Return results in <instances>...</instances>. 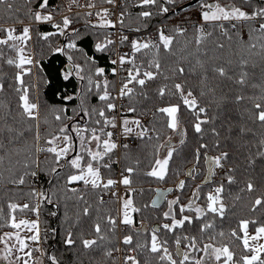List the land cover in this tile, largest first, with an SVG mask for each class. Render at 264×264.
Returning a JSON list of instances; mask_svg holds the SVG:
<instances>
[{
	"label": "snow or ice",
	"instance_id": "1",
	"mask_svg": "<svg viewBox=\"0 0 264 264\" xmlns=\"http://www.w3.org/2000/svg\"><path fill=\"white\" fill-rule=\"evenodd\" d=\"M14 3L15 0H0V6L15 17L12 26H0V94L11 88L18 96L19 109L12 116L8 105L0 101V108L7 109L0 114V186L8 197L0 204V229H10L0 232V264H43L44 256L50 264H61L57 256L40 246L47 239V229L41 227L42 205L58 198L57 191H39L32 186L34 178L45 171L55 177L63 174V195L76 202L74 218L68 215L67 203L64 205L65 222H70L64 245L71 249L79 243L82 251L98 252L101 264H117L115 254L121 252L122 264H142L139 257L145 254L149 259L143 264H264V219L240 218L236 227L227 232L217 223L225 220L230 207H235L234 203H226L231 195L226 185L238 183L236 168L226 167L230 153L222 148L217 127L210 129L215 137L211 146L201 142L194 148L192 167L186 172H174L177 177L184 175L191 180L203 174V182L195 186L186 203L181 202L179 195L167 199L168 193L184 192L187 179H178L174 188L154 189L156 198L138 207L133 177L138 172L139 159L134 166L123 167L119 179L112 175L113 166L121 163L116 158L118 150L123 149L124 159H128L131 145L126 141H159L161 133L156 125L161 121L164 128L180 137L182 146L188 134L186 122L203 140L204 126L220 120L219 127L227 133L223 139L247 138L248 144L255 141V152L249 151L246 157L248 168L254 169L258 159L264 164V0H195V4L190 0L183 7L182 0H138L136 7L144 10L137 19L142 21L169 13L175 16L177 10L183 12L192 7L198 19L187 26L157 27L155 37L130 40L121 34L113 39L115 33H106L94 47L96 52L110 54L112 67L106 70L97 66L94 56H87L84 65L70 63L64 78L75 74L86 81L78 111L72 115L67 108L54 111L56 126L44 132L41 105L30 97V86L25 82V76L39 65L30 41L34 31L45 42L57 35L68 36L73 18L63 15L56 21L57 13L50 10V0H24L25 18L31 21L25 24L16 15L20 9ZM98 4L117 6L116 0H87L85 4L71 0L68 10L72 5L88 9L85 17L98 18L91 25L94 29H116L117 24L126 28L127 0L121 4L124 10L116 21L111 19L113 11L98 8ZM49 23L55 31L41 32L33 27ZM16 25H22L19 32ZM142 27L147 24L131 31L139 33ZM77 38L79 30L73 29L69 42L54 51L82 52ZM126 43L129 51L121 52L120 47ZM68 60L71 62L73 57L68 55ZM4 65L17 70L9 78L13 83L5 79ZM109 76L120 78L118 86ZM89 96H95L99 103L88 104ZM153 100L161 103L151 110L155 123L146 124L145 113L138 112V105ZM233 110L236 115L231 114ZM43 124H48L46 118ZM152 147L153 159L143 174L163 182L169 178L178 146L172 143V136H167L163 143ZM210 147L217 154H209ZM218 170H224L223 179L206 192L204 203H199L202 189L213 181ZM117 185L124 186L123 195L115 190ZM89 193H95L94 201L86 198ZM239 193L252 195L251 212L260 209L264 213V167L259 183L249 178ZM105 196L118 204L115 211L107 208L109 200ZM162 200H167V210L162 212L166 222L149 229L141 221L137 227L134 214L157 209ZM234 200L241 201V195L237 194ZM29 214L35 218L28 219ZM85 217H94L91 232H74L73 228ZM122 227L131 231L118 239ZM190 228L195 234H190ZM117 240L125 246L123 249L116 246Z\"/></svg>",
	"mask_w": 264,
	"mask_h": 264
},
{
	"label": "trees",
	"instance_id": "2",
	"mask_svg": "<svg viewBox=\"0 0 264 264\" xmlns=\"http://www.w3.org/2000/svg\"><path fill=\"white\" fill-rule=\"evenodd\" d=\"M54 1V0H50ZM138 0L130 1L127 0L126 7V16H125V30H130L136 28L137 26H142L143 24H147L146 28L142 27V30L148 29L158 23H166L172 22L177 24H184L185 26L195 23L198 19V13L196 12L195 7L188 9L187 11H179L177 10V14L173 16L171 13L168 15H157L151 18L148 21H142L137 19V14L144 10L136 7V3ZM190 0H182L181 7L186 5ZM260 0H254V3H259ZM195 4V2H193ZM14 7L19 8L20 12L16 13L21 19L25 22L30 21V19L25 18V8H24V0H15ZM124 10V9H123ZM73 24L68 29V36H55L50 37L48 42H45L39 38L37 32H33V39L30 41V47L33 55L38 59L39 65L32 70V74L25 76V82L30 86V97H34L37 102L41 105V130L44 132L45 129L51 130L56 126V123L53 118V112L59 110L61 108H67L68 114L72 115L74 110L78 111V107L80 104V93L85 85L86 81H81L75 74L70 76L68 79H65V73L69 70L70 63H78L84 65V60L87 56H94L97 61V66L104 67L106 70L110 69L112 65L110 64V54L109 53H99L95 51V44L98 40L102 39L106 33H111L110 29H94L91 27L92 24H95L97 21H93L89 18H86L84 15H74ZM15 17L12 13L8 12V10L0 6V23L5 22H14ZM173 25H169L168 28H171ZM34 29H37L41 32L55 31L52 25L43 24V25H33ZM79 30V38L76 39L78 48L83 51H76L71 49H66V54L57 53L54 51L56 47L63 46L65 44V40L69 41V37L72 35V30ZM189 33H191V28H189ZM190 38V35H189ZM183 40L184 38H180ZM68 55L73 57V60L70 62L68 60ZM2 71L7 73L5 79L8 83H13L9 78L12 77L17 71L14 68H11L7 65L3 66ZM74 73V70H73ZM110 80H114L116 82V78L109 76ZM72 96V100H67L66 97ZM0 101L8 105V108L11 109V115L15 116L18 109V96L14 93L11 88H8L6 93L0 94ZM87 103L90 105L98 104V100L95 96H89L87 99ZM161 102L153 100L152 102H142L138 105V112L144 111V115L152 114L151 110H154L156 106H158ZM145 105L147 106L145 109ZM7 109L0 108V114L6 112ZM232 115H236L235 110L232 111ZM46 118L48 120V124H43V119ZM188 120L191 117L187 118ZM11 122V117H9ZM151 122L155 123V119H151ZM84 123V121H81ZM148 122H146L147 124ZM220 120H217L215 125H205V134L203 140H200L198 135L191 128L190 123H185L184 127L187 128L188 134L186 143L182 146L177 144L178 153L174 154L173 162L170 164V173L169 178L165 181H157L152 177L145 176L143 173L149 170L150 162L153 159V144L163 143L164 139L167 136H170L172 132L163 127V122L161 121L157 124V128L161 133V139L159 141L153 140L147 142L137 141V143L131 146L130 150L127 152L128 159L125 160V152L121 150V169L125 166H134L135 160L139 159L141 161L138 172L134 175L133 187L137 189V192L134 195V199L136 201V205L142 206L144 204H148L151 202L152 197L155 195L154 189H156L159 185H169L174 184L178 181V179H187V185L183 193L176 191L174 196H181V202L186 203L191 195L192 190L195 188L197 184H200V181L203 177L202 175L197 176L196 180H191L186 178L184 175H180L179 177L174 175L175 171L186 172V170L192 165V153L195 147L198 146L199 143L204 142L208 143L210 146L214 142L215 137L211 133V127L215 126L218 130L221 131V146L224 150L229 151L230 160L227 165L236 168L235 175L237 177V184L226 185L227 192H230L231 195L228 196L226 203L229 205L235 204V207H230L229 213L227 214L225 220L223 222L217 221L218 225H220L223 230L230 231L231 228L236 227V223L240 218H257L264 219V213L258 209L255 213L250 211L249 201L253 198L252 195L247 193H239V188L243 186L245 180L249 178H255V180L259 183L261 176V169L264 167V164L258 159L256 166L254 169H249L247 165L246 157L249 155V151L255 152V141L253 140L252 144H248L247 138L244 140L234 139V140H226L223 139L225 135H227L225 129H221L219 127ZM27 135H31L30 133ZM162 151V150H161ZM162 154V153H161ZM209 154L215 155L217 154V150L212 149L210 147ZM116 158L117 154H116ZM118 173V166H113L112 175L115 177ZM218 182V181H217ZM216 182V183H217ZM40 183V191H50L54 190L58 192V198L52 204H43L41 208V221H42V229L50 227L52 229L51 238L49 239V245L46 249V252L50 255H55L61 261V264H101V254L98 252H91L84 250L82 251L79 243L76 246H73L69 249L64 245L63 239L66 234V229L69 227V223L65 222V203H67L68 215L75 217L76 212V202L74 200H66L62 189L64 188V179L63 174L60 177H55L49 175L46 171L39 176ZM36 185V180H33V187ZM36 188V187H35ZM37 189V188H36ZM143 189L141 192L140 190ZM212 189V184L205 185L202 189L201 200L199 203H204V196L207 191ZM38 190V189H37ZM4 188L0 186V204H3L4 201L8 198L4 194ZM24 191L27 192L28 188H24ZM240 194L242 197L241 201H235L234 197ZM71 195V193H69ZM90 201L95 200V193H89L86 197ZM172 198H167L168 200ZM107 205L108 209L115 211L118 208V204L111 201L110 199ZM167 210V200L164 201L162 205H160L157 209H144L141 213H136L135 219L137 220V227H139L140 222L142 221L144 225H148L149 229L155 227L157 224L166 222L162 218V212ZM54 216L52 217V214ZM23 215V214H21ZM94 217H85L81 220L80 225L73 228L74 232H91L90 224L91 220ZM195 226H192L194 228ZM192 228L189 229L190 234H195L192 231ZM55 229V232H53ZM8 228L0 229L2 231H9ZM131 231L126 229L125 232ZM124 232V234H125ZM117 237L119 239V232L117 233ZM116 246L118 247V240L115 241ZM171 244V241H170ZM125 247V246H124ZM143 261L149 259V257L145 255H141L139 257ZM46 264H50L48 257L46 256ZM117 264L119 261L117 259ZM154 264V262H153Z\"/></svg>",
	"mask_w": 264,
	"mask_h": 264
},
{
	"label": "built area",
	"instance_id": "3",
	"mask_svg": "<svg viewBox=\"0 0 264 264\" xmlns=\"http://www.w3.org/2000/svg\"><path fill=\"white\" fill-rule=\"evenodd\" d=\"M130 1H135V0H130ZM71 3V0H54V1H50V10L54 11L56 14V21H60L62 19V16L63 15H67L71 18H73V21H74V15H77L78 13L83 15L86 11H88V9L86 8H81V7H77L75 5H72L71 7V10H68V5ZM79 3L80 4H85L87 3V0H79ZM116 3H117V6L115 8H113L111 5H107V4H98V8L100 7H108L111 11H113L115 13V15H113L111 17V19L113 21H116L117 17L119 16V12L121 10H123L121 8V4L124 3V0H116ZM93 11H96L95 9ZM86 18H89L93 21H97V17L93 16V17H86ZM25 24H28V23H31V21H24ZM13 22H5V23H0V26H3V27H9V26H12ZM172 24H177V23H172V22H166V23H158L152 27H149L148 29H145V30H142L141 32L137 33V32H134V31H128V30H125V29H121L120 25L117 24V28L116 29H110L111 30V33H115V35L112 37L113 39H117L121 34L123 35H128L129 36V39H137V38H141V37H146V36H152V37H155V33H156V28L157 27H169V25H172ZM34 25V24H33ZM17 27V31L19 32L20 29L22 28V25H16ZM67 42H65L66 44ZM64 44V45H65ZM120 51L121 52H126V51H129V48L127 46V43L120 47ZM119 77H116V83H117V86L119 84ZM126 103V102H125ZM128 115H132V114H128ZM154 117L152 116V114H148V115H144L143 116V119L146 122H149L151 121V119H153ZM128 143H130L131 146L135 145L137 143V141H126ZM121 150H118L117 152V155H118V159H120V156H121ZM118 166V173L117 175L114 177V178H117L119 179V173L121 171V163L120 164H117ZM227 167H232V166H227ZM224 173V170H218L217 171V175L214 177V179H217L218 175L220 174H223ZM36 178H34L35 180ZM174 188V186H171ZM118 193H120L121 195L123 194V191L125 190L124 186L122 185H117L116 186V189H115ZM172 193H170L169 195H171ZM105 199H110L109 196H105ZM28 219H34L35 217L31 214H29L27 216ZM40 219H41V216H40ZM47 229V239L42 241V244L40 245L45 251L49 245V239L51 238V229L49 228H46ZM43 230V229H42ZM123 236H120L119 239H122ZM118 247H120L121 249L124 248V245H122L121 243L118 242ZM35 255H39V254H35ZM118 261H119V264H122V255H123V252L121 253H116L115 254ZM43 259V264H46V256L42 257Z\"/></svg>",
	"mask_w": 264,
	"mask_h": 264
},
{
	"label": "rangeland",
	"instance_id": "4",
	"mask_svg": "<svg viewBox=\"0 0 264 264\" xmlns=\"http://www.w3.org/2000/svg\"><path fill=\"white\" fill-rule=\"evenodd\" d=\"M95 22V21H94ZM170 136H172V143L173 144H179V139H180V137L178 136V135H176V134H174V133H172ZM161 155H164V150H162V154ZM227 166H229V165H227ZM226 166V167H227ZM223 175H224V173L223 174H220V175H218V177H217V179H214V182L213 183H215V185H216V182L217 181H220L221 179H223ZM172 185H175V183L174 184H172ZM213 188V187H212ZM125 192V190L123 191V193ZM176 193V191H174V192H172V194L171 195H169V196H167V198H172L173 196H174V194ZM123 195V194H122ZM126 231V229L125 228H123V234H124V232ZM122 235V233L119 231V237ZM123 236V235H122Z\"/></svg>",
	"mask_w": 264,
	"mask_h": 264
},
{
	"label": "bare ground",
	"instance_id": "5",
	"mask_svg": "<svg viewBox=\"0 0 264 264\" xmlns=\"http://www.w3.org/2000/svg\"><path fill=\"white\" fill-rule=\"evenodd\" d=\"M65 42H69V41H65ZM76 43H77V41H76ZM78 44V43H77ZM148 115V114H147ZM161 153H162V151H161ZM117 157H118V155H117ZM118 159V158H117ZM120 160V159H119ZM36 180V185H35V187L40 191L41 189V187H40V183H39V178H36L35 179ZM54 216V214H52V217ZM147 226V225H146ZM49 229H51L50 227H48ZM51 232H52V229H51ZM120 232L122 233V235H123V227L121 228V230H120ZM121 235V236H122Z\"/></svg>",
	"mask_w": 264,
	"mask_h": 264
},
{
	"label": "water",
	"instance_id": "6",
	"mask_svg": "<svg viewBox=\"0 0 264 264\" xmlns=\"http://www.w3.org/2000/svg\"><path fill=\"white\" fill-rule=\"evenodd\" d=\"M191 2L193 3V2H195V0H191ZM188 3H189V2H188ZM188 3H187V4H188ZM187 4H186V5H187ZM65 41H66V40H65ZM65 41H64V42H65ZM162 150H163V149H162ZM191 167H192V165H191L189 168H191ZM186 171H187V170H186ZM202 182H203V178H202ZM202 182H201V183H202ZM156 188H160V189H165V190H166V189H168V188H173V187H161V186H158V187H156ZM169 194H170V193H168L167 196H168ZM155 198H156V193H155V195L152 197V200L155 199ZM164 201H165V200H162L161 203H160V205H162V204L164 203Z\"/></svg>",
	"mask_w": 264,
	"mask_h": 264
},
{
	"label": "flooded vegetation",
	"instance_id": "7",
	"mask_svg": "<svg viewBox=\"0 0 264 264\" xmlns=\"http://www.w3.org/2000/svg\"><path fill=\"white\" fill-rule=\"evenodd\" d=\"M203 178V177H202ZM178 182V181H177ZM201 182H202V179H201V181H200V184H201ZM214 182V178H213V181L210 183V184H212V187L214 188L215 187V183H213ZM147 227H148V225H147ZM149 228V227H148Z\"/></svg>",
	"mask_w": 264,
	"mask_h": 264
}]
</instances>
